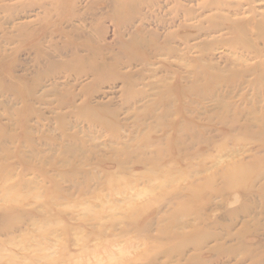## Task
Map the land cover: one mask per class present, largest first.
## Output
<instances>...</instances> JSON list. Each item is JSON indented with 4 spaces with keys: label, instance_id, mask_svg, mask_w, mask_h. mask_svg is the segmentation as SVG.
Masks as SVG:
<instances>
[{
    "label": "rangeland",
    "instance_id": "374dc122",
    "mask_svg": "<svg viewBox=\"0 0 264 264\" xmlns=\"http://www.w3.org/2000/svg\"><path fill=\"white\" fill-rule=\"evenodd\" d=\"M29 1L0 0L9 5L0 20L55 24L58 36L41 45L59 62L93 58L74 49L86 41L77 31L101 43L107 64L127 59L119 46L133 31L161 50L116 68L135 76L133 87L102 75L94 88L93 76L63 70L26 105L20 95L33 86L19 78L32 80L51 58L36 62V37L1 41L7 53L21 48L11 59L17 91L5 89L10 60L0 64V264H264V37L246 20L264 1L241 0L236 15L197 6L212 0ZM214 12L242 31H214L211 21L192 35ZM70 90L76 97L62 96ZM233 171L244 175L237 184Z\"/></svg>",
    "mask_w": 264,
    "mask_h": 264
},
{
    "label": "bare ground",
    "instance_id": "6f19581e",
    "mask_svg": "<svg viewBox=\"0 0 264 264\" xmlns=\"http://www.w3.org/2000/svg\"><path fill=\"white\" fill-rule=\"evenodd\" d=\"M136 1L138 3H144L145 2V0H136ZM171 1L173 2V7L172 8L178 7L180 5V3H181V1H179V0H171ZM246 1L250 5V3L253 4V2H255L256 0H246ZM263 1L264 0H262V2ZM32 2H33V0L29 1L27 4L32 3ZM47 2H48L47 0H36L35 1V3H37L39 5H42V6H45V4ZM90 2H91V0H87V2L85 3V7H87V9H90L91 5L93 4V3H90ZM64 4H66V3L61 1V2H57L55 6L60 8ZM21 5L22 4L14 5L13 8H16V7L20 8ZM8 6H9L8 4L7 5L6 4L0 5V7H2V8H6ZM197 6H198L199 9H204L206 11L207 10L208 11H212V10L230 11V12H233L235 15L242 12L241 9L239 8L241 6V0H237V2H234V3L230 2V1H227V0H212V1H207V2L197 3ZM253 7H254V9H250V11L252 13V16L246 19L247 23H252V24H255L257 27H259V32H258L259 34L258 35H259V37H264V10L261 11V12H258L257 7L256 6H253ZM261 7H263V6H261ZM172 8H169V10H171ZM194 10H197V8H194V7L190 8V11L194 12ZM256 14H259L261 16V18L259 20L255 19L256 18ZM28 16L29 15H23V14H20V13H16V14H13V15H11L9 17L1 19L2 21L0 20V28H1L0 32L2 33L0 35V38H1L0 39V64L4 60H10V62H7V65L9 67L8 82H7V85H6L7 88H5L7 91L14 92V90H16V88H15V80H14V76H13L15 65H14V62L11 61V59L20 50L21 47L17 46V47H15L13 49L12 52L7 53L6 49H4V46L1 44V41L10 42V41H13L14 39H22L23 40V39H28V37H30V38H35L36 37L35 42L33 41L34 43L30 47L31 50L35 51L36 62L39 61L38 59H39L40 55H42V54H47L51 58V59H48V62L44 64L45 66H41V67L36 69L35 74H34L35 78H33L32 80H27L26 78L25 79L19 78V80H21V84H22L23 88H25L29 84H31L33 86L32 89H30V90L28 89L27 92H24L23 95H20V98H22L23 103L26 104V105L29 103V100L36 95L35 93H37V92H35V89H37V87L40 85V83H41V81H43V79L50 78V80H52V84H53V81L56 79L55 77L58 76L57 74L60 71H63V70L70 72V74L76 75L78 78L84 77V76H93V82L91 84L94 86V88L95 87L99 88L100 87L99 85L102 84V80L103 79L112 82V81H115L117 78H121L122 81L124 82V84L127 87H131V86L133 87L137 83V79L135 78V76L133 74H127L126 73V74H123V75H121L119 77V75H117L118 71L116 70V68L119 67L120 65L121 66H125V67L129 66L133 62L137 61L138 59H140V58L144 59V57L148 58V57L151 56L150 54L154 55L156 52L161 50L160 48H158L156 46H153L154 47V49H153L149 39L147 41L146 39L142 38V36L140 34H138L137 31H133V32H131L132 36L128 40V43H126L124 41V42H121L120 43L121 45L119 46L120 49H128L130 51V54L127 55V59L124 60V61H119L116 58L117 62L115 61L114 63L107 64L106 62L105 63L102 62V45H101V43L99 42V43H97L95 45H92L89 42L90 39H91V36H90V34L88 32L86 34V31H81V32L77 31V38L85 37L86 41L81 43V44L76 43L73 46L74 49L77 50V51H85L87 54L93 55V58L91 59L89 56H87V57L83 56L82 58L73 59L71 61L59 62V60L56 59V58L54 59V57L46 49H43V47L41 45L44 37H49V38L52 39L55 36H58L56 34V31H55L54 27H53V26H55V24H53L52 22L51 23L48 22L47 24H44V25L41 23L39 26L33 27V25H32V27H31V24H32L31 22L40 21L41 19L37 18L38 20L34 19L32 21H25V18H27ZM193 18H195L197 20L198 16H193ZM22 19H24V20H22ZM205 20L206 21H202L201 19H198V24L199 25L196 27V30L192 33V35H194L196 37V36H198V34H201V33H204V32H209V30H211V29H213L214 31H219L221 29L223 30V29L227 28L229 31H231V33H233V32L239 33V31L240 32L242 31V28H241V25H240L241 23H240L239 19H232V21H231L227 16L222 15V14L219 15L218 12H214L212 14H209ZM211 21H212V23H211L212 28L211 29H210V26H208V25L207 26H202L203 22L205 23V22H211ZM214 22L218 23L217 26H215ZM6 24H10V27H11L12 30L8 31L6 29V27H5ZM184 26L185 25L183 23L180 25L181 28L184 27ZM100 30L101 29H96L97 32H100ZM101 32H102V30H101ZM140 32H142V30ZM58 34L62 35V36H67L68 35L67 31L64 30V29H60ZM171 34H174V33L170 32V33L167 34V38L169 37L168 39H170L172 37ZM185 37L189 38L188 36H185ZM168 39H167V41H168ZM55 46L58 47L59 45H55ZM166 46H168V42L166 43ZM147 48H148L147 54L143 53L144 51L147 50ZM169 48L172 49V53L169 52L172 55L174 50H175V48H172V47H169ZM165 49H167V48L165 47ZM171 49L169 51H171ZM252 50H253V53L255 55L254 57H260L262 50L261 51H259L257 49H252ZM68 72H66V73H68ZM102 75L104 76L103 79H102ZM54 83H55V81H54ZM21 84H19V85H21ZM91 84L89 86H91ZM89 86L87 85V87H89ZM56 88H57V86L53 87V89H56ZM25 89H23V90H25ZM85 91H86V88H85ZM47 92H51V91H47ZM74 93L75 92L72 93V91L70 90V91L64 92L62 96L70 98L72 96H75ZM87 93H88V97H90V92H87ZM137 93H139V92L137 91ZM18 94H20V93H18ZM94 94H96V93H94ZM43 98L45 99V96L44 97H40V99H43ZM79 98H80V96H79ZM91 98H93V97H91ZM91 98H90V100H91ZM30 101H32V100H30ZM64 102H59V105H61V106L65 105ZM83 102L84 101H82V103ZM73 103H72L71 106H74ZM67 104H69V103H67ZM73 109H75V108H73ZM168 109L170 110V108H168ZM98 110H100V108ZM92 111H94V109ZM80 112L82 113V115L83 114L85 115L84 116L85 118H87L86 115L91 114V116H92V114H93V113L90 112V110L86 111V108L81 109ZM99 112H98V114H96V112H95L94 115H97L99 117V119H102V117H101L102 115ZM30 113H31V111H30ZM64 116H66V115H64ZM62 117H63V115H62ZM28 118H27V120H28ZM63 119L64 118H62V120ZM87 119H90V118H87ZM96 119L97 118H95V120ZM181 137H182V135H181ZM157 155H159V153H157ZM152 156H153V154H152ZM136 163H138V162H136ZM152 166H154V165H152ZM152 169H154V168H152ZM242 173L243 172H240V171H237V172L233 171V173H231V175H230V177L228 179L229 180L228 181L229 184H237V183H239L241 181V179L244 178V175ZM261 174H262L261 171H259L258 173L256 172L257 176H259Z\"/></svg>",
    "mask_w": 264,
    "mask_h": 264
}]
</instances>
